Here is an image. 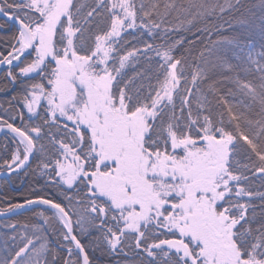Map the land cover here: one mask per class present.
<instances>
[{
  "label": "snow or ice",
  "instance_id": "snow-or-ice-1",
  "mask_svg": "<svg viewBox=\"0 0 264 264\" xmlns=\"http://www.w3.org/2000/svg\"><path fill=\"white\" fill-rule=\"evenodd\" d=\"M0 66V170L57 193L0 264H264V0H0Z\"/></svg>",
  "mask_w": 264,
  "mask_h": 264
},
{
  "label": "trees",
  "instance_id": "trees-1",
  "mask_svg": "<svg viewBox=\"0 0 264 264\" xmlns=\"http://www.w3.org/2000/svg\"><path fill=\"white\" fill-rule=\"evenodd\" d=\"M256 2V0H253ZM259 14V13H258ZM227 19V17H225ZM235 32H241L242 29L239 26H236L233 30ZM229 34V33H226ZM243 38V37H242ZM7 70H4L0 73V116L7 119L13 113L11 111H5L8 109V101L11 96L16 94L19 89V84L12 85L6 78L5 73ZM15 103V102H13ZM15 123L17 126H21L20 120L17 118L15 121H9ZM7 146V148L5 147ZM14 148L12 142V136L9 134L3 135L0 137V163L4 159L10 157V152ZM37 160L33 159L31 163V168H35ZM5 170V169H4ZM3 171V170H0ZM255 185L259 188L260 181H255ZM259 190L264 191V188H259ZM34 194H50L56 196V189L51 186L45 185V178L36 175L34 172L29 170V174L25 176L24 173L19 175H14L9 178V180L0 179V208H6L9 203L22 202L25 197H30ZM15 222L17 227L15 230L6 227L8 223ZM35 219L32 216V213L27 211L25 213L5 218L0 220V257L7 255V249H11L13 241L9 239L13 234H18L23 231L22 225L25 223L31 224L35 223ZM78 238L85 244L88 253L93 260L94 264H116V257H107L102 255L99 251L94 250L91 244L89 243V237L80 233H76ZM66 254V253H65Z\"/></svg>",
  "mask_w": 264,
  "mask_h": 264
},
{
  "label": "water",
  "instance_id": "water-1",
  "mask_svg": "<svg viewBox=\"0 0 264 264\" xmlns=\"http://www.w3.org/2000/svg\"><path fill=\"white\" fill-rule=\"evenodd\" d=\"M4 70H7V66H0V73L2 71H4ZM6 134H9V135L12 136V134L10 132H8V130L6 128H4L3 130H0V137L3 136V135H6ZM21 173H23V172H19V173L13 174V175H9L7 173V170H3V171H0V179L9 180V178L11 176L19 175ZM25 212H27L26 209H20V210H17L16 212H14V213H6L4 215H0V220L1 219H5V218H10V217H13V216L25 213Z\"/></svg>",
  "mask_w": 264,
  "mask_h": 264
}]
</instances>
